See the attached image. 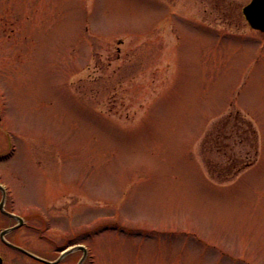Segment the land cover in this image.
Returning a JSON list of instances; mask_svg holds the SVG:
<instances>
[{
    "label": "rangeland",
    "instance_id": "1",
    "mask_svg": "<svg viewBox=\"0 0 264 264\" xmlns=\"http://www.w3.org/2000/svg\"><path fill=\"white\" fill-rule=\"evenodd\" d=\"M249 1L0 0L3 130L52 160L49 237L79 228L80 264H264V34L235 16ZM236 112L258 155L233 173Z\"/></svg>",
    "mask_w": 264,
    "mask_h": 264
},
{
    "label": "flooded vegetation",
    "instance_id": "2",
    "mask_svg": "<svg viewBox=\"0 0 264 264\" xmlns=\"http://www.w3.org/2000/svg\"><path fill=\"white\" fill-rule=\"evenodd\" d=\"M242 8L235 16L250 28ZM11 110L9 96L0 83V170L3 164L9 169L7 175L2 170L0 173V264H80L83 257L85 262L87 253L83 252L79 228L64 231L60 241L49 237L50 218L44 209L51 177L46 167L52 160L39 152L38 145L29 146L3 130L13 125ZM29 187L35 199L19 198Z\"/></svg>",
    "mask_w": 264,
    "mask_h": 264
},
{
    "label": "trees",
    "instance_id": "3",
    "mask_svg": "<svg viewBox=\"0 0 264 264\" xmlns=\"http://www.w3.org/2000/svg\"><path fill=\"white\" fill-rule=\"evenodd\" d=\"M232 129L237 133L238 143L241 146L243 145V148H247L243 158V160L245 159L244 161L239 162L235 159L233 160V158L227 160V165L231 166L230 170L233 169V173H238L242 169L251 166L256 161L258 155V136L252 123L238 112L235 114ZM235 163L238 164L237 167H235ZM218 175H220L218 179L225 180L231 179L235 174H231L230 172V174L227 175L225 170H220Z\"/></svg>",
    "mask_w": 264,
    "mask_h": 264
},
{
    "label": "water",
    "instance_id": "4",
    "mask_svg": "<svg viewBox=\"0 0 264 264\" xmlns=\"http://www.w3.org/2000/svg\"><path fill=\"white\" fill-rule=\"evenodd\" d=\"M243 13L252 28L264 31V0H252Z\"/></svg>",
    "mask_w": 264,
    "mask_h": 264
}]
</instances>
